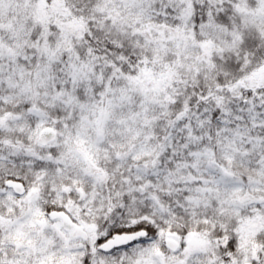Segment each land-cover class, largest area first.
I'll return each mask as SVG.
<instances>
[{
    "label": "snow or ice",
    "instance_id": "6c2138e0",
    "mask_svg": "<svg viewBox=\"0 0 264 264\" xmlns=\"http://www.w3.org/2000/svg\"><path fill=\"white\" fill-rule=\"evenodd\" d=\"M0 264H264V0H0Z\"/></svg>",
    "mask_w": 264,
    "mask_h": 264
}]
</instances>
